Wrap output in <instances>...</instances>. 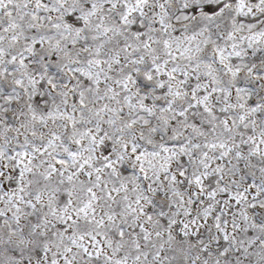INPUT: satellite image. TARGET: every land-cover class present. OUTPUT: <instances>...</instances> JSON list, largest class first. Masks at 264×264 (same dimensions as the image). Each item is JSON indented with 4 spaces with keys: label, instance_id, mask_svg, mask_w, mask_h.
Masks as SVG:
<instances>
[{
    "label": "snow or ice",
    "instance_id": "1",
    "mask_svg": "<svg viewBox=\"0 0 264 264\" xmlns=\"http://www.w3.org/2000/svg\"><path fill=\"white\" fill-rule=\"evenodd\" d=\"M0 264H264V0H0Z\"/></svg>",
    "mask_w": 264,
    "mask_h": 264
}]
</instances>
